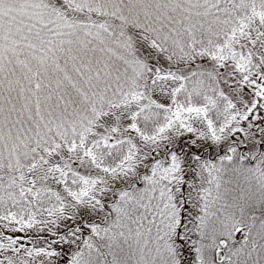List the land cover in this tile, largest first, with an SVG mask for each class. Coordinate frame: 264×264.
Returning a JSON list of instances; mask_svg holds the SVG:
<instances>
[{"label":"snow or ice","instance_id":"snow-or-ice-1","mask_svg":"<svg viewBox=\"0 0 264 264\" xmlns=\"http://www.w3.org/2000/svg\"><path fill=\"white\" fill-rule=\"evenodd\" d=\"M0 264H264V0H0Z\"/></svg>","mask_w":264,"mask_h":264}]
</instances>
